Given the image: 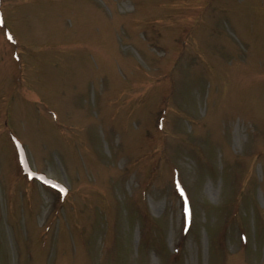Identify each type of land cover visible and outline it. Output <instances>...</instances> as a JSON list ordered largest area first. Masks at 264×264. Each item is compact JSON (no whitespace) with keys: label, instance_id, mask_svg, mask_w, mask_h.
Instances as JSON below:
<instances>
[{"label":"rangeland","instance_id":"rangeland-1","mask_svg":"<svg viewBox=\"0 0 264 264\" xmlns=\"http://www.w3.org/2000/svg\"><path fill=\"white\" fill-rule=\"evenodd\" d=\"M0 264H264V0H0Z\"/></svg>","mask_w":264,"mask_h":264},{"label":"snow or ice","instance_id":"snow-or-ice-1","mask_svg":"<svg viewBox=\"0 0 264 264\" xmlns=\"http://www.w3.org/2000/svg\"><path fill=\"white\" fill-rule=\"evenodd\" d=\"M62 191V190H61Z\"/></svg>","mask_w":264,"mask_h":264}]
</instances>
